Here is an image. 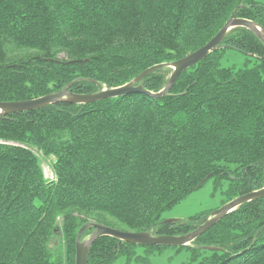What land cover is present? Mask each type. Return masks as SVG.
<instances>
[{
  "label": "trees",
  "instance_id": "16d2710c",
  "mask_svg": "<svg viewBox=\"0 0 264 264\" xmlns=\"http://www.w3.org/2000/svg\"><path fill=\"white\" fill-rule=\"evenodd\" d=\"M230 17L264 28V0H0V102L95 93L164 63L135 83L158 92L169 64ZM228 49L241 64L223 63ZM210 178L228 180L222 204L264 187V42L243 26L158 98L132 92L0 115V264H75L88 223L188 233L211 212L162 215ZM168 247L187 252L179 264H264V196L185 245L100 236L86 264H153Z\"/></svg>",
  "mask_w": 264,
  "mask_h": 264
},
{
  "label": "water",
  "instance_id": "95a60500",
  "mask_svg": "<svg viewBox=\"0 0 264 264\" xmlns=\"http://www.w3.org/2000/svg\"><path fill=\"white\" fill-rule=\"evenodd\" d=\"M237 26H243L250 29L256 36L264 42V28L258 25L256 22L238 17H230L220 28V30L202 47L197 50L185 55L184 57L171 62L169 65L172 71L169 78L164 86V88L158 92H151L145 90L140 85H135L139 82L145 75H147L152 70L164 66V63L156 64L150 66L140 72L131 81L117 87L104 88L101 91L95 93L86 94H76L71 93L66 90L61 92H56L52 94H46L32 99L27 100H17V101H7L0 102V115H7L14 112H20L25 110H32L40 108L50 103L55 102H69V103H90L97 100L105 98H113L121 95H125L132 92H142L147 94L152 98H158L164 95L177 76L185 69L196 64L198 61L205 58L211 51L215 50L221 40L223 39L226 32ZM264 196V187L247 192L245 194L234 197L228 202L224 203L222 206L212 211L210 217L206 218L201 224L197 225L192 231L181 234V235H152L149 232H135V231H123L109 226H104L96 223H88L83 225L76 236L75 243V264H86L87 254L91 244L100 236L107 235L118 238L120 240L132 243V244H149V245H172L179 246L185 245L207 230L210 226L215 224L224 215L234 210L240 204L260 198ZM176 219H164V222L174 221ZM92 225L94 230L85 240H81L82 230L87 226Z\"/></svg>",
  "mask_w": 264,
  "mask_h": 264
},
{
  "label": "rangeland",
  "instance_id": "374dc122",
  "mask_svg": "<svg viewBox=\"0 0 264 264\" xmlns=\"http://www.w3.org/2000/svg\"><path fill=\"white\" fill-rule=\"evenodd\" d=\"M243 55L235 50L228 49L224 55L223 63L241 64ZM47 164V165H46ZM43 165L44 174L50 176L49 162ZM228 180L221 179L220 184L213 178L208 179L204 184L186 195L176 205L163 213L164 219H186L197 213L212 212L222 206L224 191L227 188ZM185 250L176 251L173 248H164L152 255L153 264H179L187 259Z\"/></svg>",
  "mask_w": 264,
  "mask_h": 264
},
{
  "label": "built area",
  "instance_id": "2783aa9c",
  "mask_svg": "<svg viewBox=\"0 0 264 264\" xmlns=\"http://www.w3.org/2000/svg\"><path fill=\"white\" fill-rule=\"evenodd\" d=\"M46 165H47V164H46ZM49 168H50V166H49ZM50 170H51V168H50ZM45 176H47V177H52V176H53L52 170H51L50 176H48V175H46V174H45Z\"/></svg>",
  "mask_w": 264,
  "mask_h": 264
}]
</instances>
